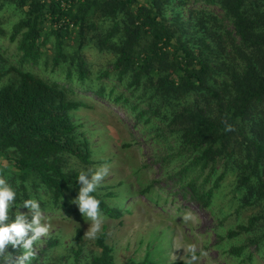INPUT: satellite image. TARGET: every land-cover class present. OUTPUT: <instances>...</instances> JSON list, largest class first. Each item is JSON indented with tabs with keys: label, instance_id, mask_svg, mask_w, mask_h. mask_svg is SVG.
I'll return each instance as SVG.
<instances>
[{
	"label": "trees",
	"instance_id": "16d2710c",
	"mask_svg": "<svg viewBox=\"0 0 264 264\" xmlns=\"http://www.w3.org/2000/svg\"><path fill=\"white\" fill-rule=\"evenodd\" d=\"M60 1L0 0V10L12 3L23 12L10 34V40L17 42L20 65L38 64L44 55L42 45L52 34L54 66L76 62L83 80L89 69L80 50L97 37L100 50L116 55L100 78L115 71L133 95L139 91L133 105L136 119L150 124L158 138L174 143L175 151L168 152L165 161L184 158L180 173L193 175L187 185L193 197L211 206L214 188L235 175V189L241 193L235 212L263 206L264 0H195L218 5L222 16L206 8L186 14L183 7L189 0H65L67 8ZM89 13L111 18L112 28L99 34V19L90 18ZM46 22L50 33L45 32ZM76 28L80 46L69 54L65 39ZM0 33L5 32L0 28ZM71 71L69 67V76ZM104 91L101 86L99 93ZM189 98L193 99L188 103ZM120 100L129 101L122 94L116 97ZM141 102L147 107H141ZM83 106L86 103L71 97L66 86L9 65L0 53V164L6 166L2 173L11 172L8 182L17 192L9 223L17 208L27 209L21 206L24 200L36 199L42 210L47 209L42 190L55 206L78 196L81 170L71 166L72 158L86 165L96 163L90 141L74 119ZM225 120L234 131H224ZM168 148L172 150L171 145ZM200 175H206L203 183L198 182ZM213 176V185L203 190ZM94 195L101 200L104 214L122 215L123 204L112 206L106 200L117 196L116 192ZM260 221H264V209L229 229L227 238L252 231ZM61 235L55 232L38 242L32 264H119L105 231L96 238L98 249L90 252L81 227H76L68 242ZM249 241L258 248L264 233ZM244 248L245 244L229 251L240 255ZM7 253L16 257L22 249L9 245ZM121 264H184V260L160 263L145 257Z\"/></svg>",
	"mask_w": 264,
	"mask_h": 264
},
{
	"label": "rangeland",
	"instance_id": "374dc122",
	"mask_svg": "<svg viewBox=\"0 0 264 264\" xmlns=\"http://www.w3.org/2000/svg\"><path fill=\"white\" fill-rule=\"evenodd\" d=\"M206 8L219 16L223 12L218 5L205 4L201 1L189 0L184 4L183 12L192 9ZM23 16V12L12 3H6L0 10V53H3L9 65L22 66L24 70L33 72L51 82H57L70 90L71 97L82 100L87 106L81 107L74 114L79 124V130L90 141L94 164H83L77 158H72V167L81 171L95 169L102 164L110 165V174L105 178L98 192L102 195L114 191L117 196L106 197L112 206L123 204L122 215L111 217L104 214L105 223L102 231L107 233V241L114 247L116 261L126 263L130 259L142 260L149 257L160 263L183 260V249L188 244H196L199 251L208 253L197 264H264V243L257 246L249 241L264 233V221L258 222L252 231L242 233L233 238H227V231L237 228L238 224L247 223L248 217L263 206L247 207L235 212L239 203L240 191L236 190L235 175H228L214 188L212 205L206 207L193 197L188 182L190 176L181 175L180 163L183 157L165 161L168 152L175 151L174 143H168L158 138L150 124H145L135 117L133 105L138 102L139 91L133 93L121 83L115 71L108 77L101 73L110 68L116 55L112 51L100 50L96 41L90 39L80 50L86 60L89 75L83 80L77 70L76 62L62 63L54 66L55 36L50 34L45 45H42L44 55L36 65H20L18 62L17 42L10 40L13 25ZM93 17V13H89ZM99 19L97 31L104 34L112 28L111 18ZM73 27V25H72ZM45 32L51 31L49 22L45 23ZM79 31L73 30L72 35L65 39V52L73 53L80 46ZM72 71L69 76L68 69ZM103 86L104 94L99 93ZM122 94L129 101H116ZM193 98L187 99L191 102ZM147 107L146 102L140 103ZM164 123L161 127H164ZM151 131V132H150ZM172 146V150L168 146ZM108 160L106 162H103ZM1 163V162H0ZM4 163L0 164V175L8 181L11 172L5 170ZM206 175H200L198 182L203 183ZM90 178V175H89ZM215 176L203 185V190L213 185ZM32 181L30 179L29 185ZM41 196L47 202L48 208L43 210L51 223L50 234H63V241L68 242L74 237L76 227L83 229V237L90 227L80 213L78 206L68 197L59 206L50 203L47 191L42 190ZM232 206V207H231ZM21 211L29 210L17 208ZM192 211L198 217V223H183L181 217L185 211ZM87 250L98 249L96 239L85 240ZM245 244L240 255L229 251L233 246ZM176 255L177 259L175 260ZM188 257L185 256L184 259Z\"/></svg>",
	"mask_w": 264,
	"mask_h": 264
},
{
	"label": "clouds",
	"instance_id": "9594fccd",
	"mask_svg": "<svg viewBox=\"0 0 264 264\" xmlns=\"http://www.w3.org/2000/svg\"><path fill=\"white\" fill-rule=\"evenodd\" d=\"M224 123L225 132L234 131L235 128L229 124L227 120ZM110 174V165L102 164L95 169L81 171L77 177L80 186L78 196L72 203L78 206L80 213L85 220L90 224V227L85 232L83 239H96L102 231L105 223V217L101 210V200L94 195L98 188L101 187L105 178ZM90 175V178H89ZM17 192L9 184V182L0 175V261L3 264H32L38 256L36 245L42 239L50 235L51 223L46 218L41 209L40 202L36 199H27L21 205L27 208V213L17 211L14 214V221L9 223L13 213L11 209L16 205ZM183 223L188 222L198 223V217L190 210L185 211L182 216ZM22 249V254L13 257L11 253H7L8 246ZM183 249L185 254L181 257L184 264H197L208 253L200 250L196 244H188ZM175 260L177 256L173 254ZM187 256V259L184 257Z\"/></svg>",
	"mask_w": 264,
	"mask_h": 264
},
{
	"label": "built area",
	"instance_id": "2783aa9c",
	"mask_svg": "<svg viewBox=\"0 0 264 264\" xmlns=\"http://www.w3.org/2000/svg\"><path fill=\"white\" fill-rule=\"evenodd\" d=\"M60 2H61V6H62L63 8H67L68 3H67L65 0H61ZM72 25H73V24H72Z\"/></svg>",
	"mask_w": 264,
	"mask_h": 264
}]
</instances>
